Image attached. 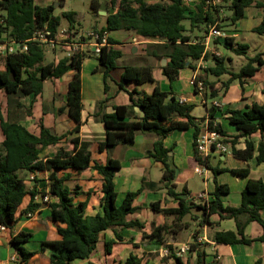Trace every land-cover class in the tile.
Instances as JSON below:
<instances>
[{"label": "trees", "instance_id": "16d2710c", "mask_svg": "<svg viewBox=\"0 0 264 264\" xmlns=\"http://www.w3.org/2000/svg\"><path fill=\"white\" fill-rule=\"evenodd\" d=\"M62 4V1L59 5ZM99 0H93L94 8L99 11ZM108 7L117 9L106 15L107 25L96 31L113 32L119 30L132 31L137 35L150 40L144 46L146 54L166 64L161 65L163 74L174 82L180 77L181 70L189 67L196 70L202 58L208 61L212 56L213 65L205 68V75L197 76L204 82L209 93L208 98H217L238 81L243 84L244 78L253 77L264 68V52H258L249 57L239 71H232L227 62L232 57L213 56L206 52L204 41L211 27L216 26L223 30L225 25L220 23L219 14L224 5H228L231 15L230 22L235 25L246 15L249 7L264 8V0H222L219 6H213L207 0H197L193 6L184 3V0H160L150 3L147 0H110ZM0 9L4 13L0 16V42L28 41V50L2 55L0 65V90L8 97V106L3 111L0 105V129L4 140L0 142V224L13 229L20 219L28 213L35 212L42 204L35 200L39 193L38 184L47 180V188L42 189L43 195L49 194L51 202L47 205L52 219L61 222L58 227L60 238L54 241H43L41 251H49L50 264H72L75 260H84L91 257L97 249L101 234L112 230L116 240L105 242L107 253H111L114 246L123 243L125 237L122 231L135 229L142 233L143 240L156 241L167 244L168 236L174 238L186 228L183 219L195 209L202 211L201 215H193L200 227L208 225L213 239L218 243L247 244L255 240L264 243V233L259 238L250 239L245 235L247 225L252 221L259 222L264 228V180L249 178L243 192L239 206L226 205L223 196L230 193L228 184L221 183L218 175L231 171L235 174L249 177V168H228L212 166L210 156H200L197 151V140L205 127L206 118H197L193 115L195 107L192 103L182 101L174 91H164L158 85L152 94L128 89L131 84L155 82L154 67L152 65H126L120 79V87L126 90L131 104L115 105L111 113L103 112L110 98L97 102L98 112L94 115L104 123L106 128L105 140L99 143L100 152L108 151L118 145L134 144L138 131L152 133L156 136L150 156L163 163L161 182L172 197L178 198L180 205L176 208H161L159 202H154L151 208L165 216H174L172 224L154 225L151 232H147L145 222L139 219H129L128 216L137 213L141 207L134 205L135 198L145 190L144 185L137 191L127 193L122 204H117L118 192L115 186V176L121 169V162L110 157L107 162L101 163L93 159L90 142L82 140L73 134L79 133L83 121V78L82 66L86 58L93 57L105 68L106 92L111 71L116 69L118 61L124 55L119 47V41L109 36V44L103 46L100 54L94 52L76 53L72 56H63L57 62H47V45L33 41L34 34L41 30H49L55 35L63 23V18L70 21L72 30L76 13L64 11L55 14L54 4L42 5L38 0H0ZM189 20L191 31L196 28L204 30L194 35L188 32L185 21ZM264 35V16L261 22L252 29ZM225 45L237 55H244L250 49L248 43H239L233 37H225ZM50 50V48H48ZM56 52V50H54ZM74 71L69 83L67 101L60 111H66L76 123L75 127L62 134L53 133L50 128L40 122V133L35 134L26 128L22 119L33 114L32 108H27L21 99L27 95L38 96L43 93L44 83L49 79H59L67 72ZM209 75L221 77L228 75L221 87L218 82L210 81ZM264 92V90H263ZM139 107L143 116L135 114ZM217 108L209 113L208 128L216 130L227 137L224 142L231 148L234 157L250 161L256 157L258 163L264 162V103L254 102L245 109L232 108L226 110L229 124L237 132L230 135L220 123L214 121ZM194 129L195 160L197 166L203 165L214 172L215 189L203 204L191 202L181 197L175 191L178 167L170 155L172 149L164 144V139L175 130ZM256 136H260L257 143ZM230 137V138H228ZM244 139L245 148H239L240 140ZM56 146L53 155L43 157L46 148ZM75 169L79 172L93 169L103 179L102 191L105 196L101 201L102 213L89 215L87 201L76 202L78 187L72 189L66 183L71 174L61 175V171ZM22 171L29 173H47V178L35 177L31 188L27 180L21 175ZM30 196L26 207L21 209L24 200ZM213 215L220 219H234L237 230H214L216 222ZM201 233L196 230L193 237ZM33 234L20 231L12 235L10 244L18 254V264H28L37 254L29 250L25 244L31 242ZM132 240V239H131ZM173 250L172 245H167ZM199 244L194 241L191 251H197L196 264H215L205 261V250L200 251ZM170 257L174 264H191L174 251ZM259 260L257 264H260ZM119 264H153L150 257H141L131 254L125 262Z\"/></svg>", "mask_w": 264, "mask_h": 264}, {"label": "crops", "instance_id": "0c3cea01", "mask_svg": "<svg viewBox=\"0 0 264 264\" xmlns=\"http://www.w3.org/2000/svg\"><path fill=\"white\" fill-rule=\"evenodd\" d=\"M109 1L110 0H104V3L108 6L107 3ZM147 1L153 3L160 0ZM100 3L101 8L103 3L101 1ZM251 8L252 7H249L247 9ZM257 9H260V12L255 13L253 18L259 17V20L261 21L264 16V8ZM116 10L117 9L113 8L109 9L108 7V13H114ZM62 12H64V10L58 11L55 9L54 11L55 14H61ZM222 33L224 34V32ZM109 36L119 41L120 44H118V46L122 47L124 50L123 57L118 61L119 66H121V63H124V66L152 65L154 67L155 82H148L140 85L131 84L128 89L133 90L136 88L140 92L152 94L155 87L158 85L164 91H174L182 101L195 105L192 112L195 117L206 118L205 127L203 128L202 133L205 132L208 126V121L210 120L209 113L212 109V100H218L222 104V108L218 109L215 114L214 121L220 123L230 135H234L237 131L230 126L228 115L225 113L226 110L232 108L245 109L254 102L261 104L264 103V68L259 70L255 76L244 78L243 84L235 81L225 93L221 92L219 97L207 99L206 95L198 93L195 86L191 83V80L195 76L203 74L202 66L203 64L207 66V61L204 60L201 65L199 62L196 70L189 67L182 69L180 77L174 82H171L163 74L162 69L158 64V60L147 55L144 49H139V44L146 43V41H148L145 37L137 35L132 31H126L122 35V39L116 37L113 32H110ZM261 37L264 38V35H261ZM220 38L214 39L213 44H216L215 41ZM51 52L54 54V60H52L54 62H57L60 58L65 56V52H63L62 56H58L57 52ZM46 61L52 62L48 60ZM1 63L2 55L0 54V65ZM119 66L111 71V77L108 79V92H106L104 78L105 68L101 66L97 60L94 61L90 58H86L84 60L82 66L84 104L82 117L84 123L80 132L73 134V136H79L82 140L90 142V150L94 160L105 163L110 157H112L121 162V169L115 176V186L118 192V205L122 204L128 192L137 191L144 185L145 190L142 191L134 201V205L140 206L141 209L137 213L129 215L128 218L139 219L142 222H145L146 230L150 233L153 224L159 225L165 223V215L160 212H156L151 208V205L154 202H159V206L161 208H176L180 205L178 198L172 197L161 182L163 176V163L150 156L156 136L152 133L138 131L134 144L118 145L111 152H100L98 149L99 143L105 140L106 128L103 122L94 117V115L99 111L97 102L105 98H110L105 108H103V112L106 113L113 112L115 105L131 104L129 93L126 90L121 89L119 84L123 73V68H120ZM73 74L74 71H69L59 79H49L44 83V90L42 94L38 96L27 95L21 99L22 103L27 108H32L33 114L24 117L21 121V123L31 132L35 134L40 133L39 125L41 121L56 134H62L75 127L76 123L69 117L68 113L66 111H60V108L66 104L68 87ZM87 75L88 79L86 78ZM184 77L188 78L190 88H186L185 84L182 83ZM221 77L209 75L208 79L210 81L218 82L221 87L223 82L219 80ZM48 82L49 86L46 88ZM174 83L178 84L174 85ZM60 92L63 93L61 98L58 97ZM0 105L3 108V111H6L8 106V97L2 90H0ZM135 114L137 116H143V112L139 107L135 108ZM65 125H67L69 129H62ZM3 140L4 135L0 129V142ZM255 140L258 143L260 136H256ZM164 144L167 148L172 149L170 155L173 157V161L179 171L176 175L175 191L177 193H181L184 189L187 190V194L181 193V195H185L184 198L187 199V204L193 202V198L201 193H205L210 198L211 192L215 189L214 172L207 167H200L199 169H201V172L196 171L198 167L195 160L196 153L194 146V129L175 130L164 139ZM238 147L245 148L244 139L240 140ZM56 150V146H51L46 148L43 154H51ZM210 164L212 166L219 167L250 169L249 177L241 176L231 171H226L218 175V180L221 183L228 184L231 189L229 194L223 196V200L226 205L239 206L241 204L242 192L249 178H260L264 180V162L258 163L256 157L250 161L238 159L234 157L230 147H228V151L225 153L211 154ZM68 173L71 174V179L67 181L66 184L70 188L74 189L76 186L72 187L70 182L75 181L78 183L76 202L87 201V213L89 215L102 213L103 208L101 201L105 196L102 191V176L93 169H88L82 172L75 169H69L67 171L60 172L61 175ZM32 174L33 173H29V179ZM47 176V173L37 174V177L40 179L47 178ZM27 184H30L31 186H29L31 188L34 186V184L30 181ZM45 187L47 188V182H39L38 191H43L42 189ZM29 200L30 196H27L21 209L26 207ZM40 204H42V207L35 211L34 218L28 219L23 217L18 221L13 229L7 228L4 231H0V249H2L5 245H8V247L11 248L10 240L14 234L20 231L32 232L31 230L39 226L43 228L46 227V235L42 237V239H37V242L40 243V245L31 248L29 247L30 242L25 244L29 250L37 251V254L28 264H50L49 251H41V243L43 241H54L59 239L60 235L57 229L59 226H63L61 222H55L52 219L51 212L47 204ZM188 215H190L191 220L193 221V213ZM262 216L264 218V209L262 210ZM169 217L174 218V216ZM186 217L183 219V225L187 227L183 230L191 229V226L195 225L194 222L192 224V222L186 220ZM212 220L217 223L214 230H237V223L234 219H220L219 215H213ZM202 229L203 230L197 238L193 237L196 230L192 233V240L190 242L182 240L179 241V236L183 233L182 230L177 234L176 238L171 236L173 242H167V244H160L151 240L149 242H145L146 240H143L141 232L135 229H125L122 231L125 241L114 246L111 253L106 252L105 242L109 240H116V238L112 230H107L101 234L97 249L91 254L90 258L75 260L72 264H119L120 262H125L131 254H136L141 257H150L151 262L154 264L155 261L159 260V255H155V253L164 250L166 245L177 246L183 243H192L194 241L199 244L198 249H200V251L205 250V261L207 263L257 264L260 260V264H264V243L262 241L255 240L251 245L218 243L213 239V230H211L208 225H205ZM263 233L264 228L257 221L250 222L245 230L246 237L250 239L259 238L263 235ZM33 239H35L34 236L32 237L31 242ZM197 251L198 250L190 251L187 255L188 258L190 257L188 261L191 264H196ZM162 255L163 254L161 253V256ZM12 257H17V260H19V256L16 251H14L11 256L5 258H2L0 251V264H18V261H12Z\"/></svg>", "mask_w": 264, "mask_h": 264}, {"label": "rangeland", "instance_id": "374dc122", "mask_svg": "<svg viewBox=\"0 0 264 264\" xmlns=\"http://www.w3.org/2000/svg\"><path fill=\"white\" fill-rule=\"evenodd\" d=\"M62 1V4H60V2ZM102 3H104V0H100ZM38 2H40L42 5H47V4H54L56 6V9L58 11L64 10V11H74L76 13V15L74 16L75 21L74 24H72V30L73 32H79V34L93 30V29H97L100 30L102 28H104L107 25V18L106 15L107 14H101L100 11L101 8L99 7V11H97L94 6H93V0H38ZM260 9H257L256 7H252L251 9H247V13L245 15V17L243 19H241L237 24L233 25L230 20L229 17L231 15V11L229 10L228 5H224L223 9L220 11L219 14V18H220V23L222 25H225L224 29L221 30L222 32H224V37L217 39L215 41L216 44L215 45V49L216 51L220 52V56L219 57H232V62H227V65L229 66V68L232 71H239L241 69V67L247 63L248 58L254 56L256 53L258 52H264V38L261 37L260 34L254 32L252 29L257 26L261 21L259 20L260 18H253V15L255 13L260 12ZM4 13V11L2 9H0V16L1 14ZM107 13H108V6H107ZM70 21L68 18H63V23L62 26L60 27L62 28H69ZM185 25L187 26V29L189 30L188 32H193L194 35L196 34H200V32H204V30H199V29H195L194 31H191V25H190V21L186 20L185 21ZM125 30H119V31H113V33H115L116 37H118L119 39H122V35L125 33ZM233 37L235 41L239 42V43H248L250 44V49L247 51L246 54L244 55H237L235 53H233L231 51L230 48H227L225 45V37ZM150 40L146 41V43H148ZM140 47L139 49H144V46L146 44L142 43L139 44ZM49 46H47V60L48 61H52L54 60V54H52V50L48 49ZM214 48V47H213ZM57 55L58 56H62L64 51V47H58L57 50ZM90 59L95 61V58L93 57H89ZM212 56L210 57V59L206 62L207 66H205L203 64L202 66V76L205 75V68L209 67L211 65H213V60H212ZM138 61V60H136ZM139 62V61H138ZM158 64L161 67V61L158 60ZM119 66V65H118ZM120 68H124V63H121V66H119ZM189 72V69H188ZM86 78L88 79V75L86 76ZM228 79V75H223L219 80L221 81H225ZM182 83L185 84L186 88L189 87V80L188 78L184 77ZM178 83H174V85H176ZM49 86V82L46 85V88ZM191 90V89H188ZM47 91V89H46ZM208 89L206 88V91L204 92V95H206ZM209 93V91H208ZM61 95H63V93L60 92ZM87 96V94H86ZM211 99V98H209ZM213 101V100H212ZM3 102V101H2ZM211 102V100H210ZM62 129H69L67 125H65ZM57 148V147H56ZM113 150V149H112ZM55 152H52L51 154H43L42 156H50L53 155ZM21 175L26 179L29 180V172H25L22 171ZM43 178V177H42ZM47 182V180H46ZM72 187H75L78 185L77 182H70ZM30 185V184H28ZM31 186V185H30ZM201 215L202 211L199 209H195L193 211V215ZM165 219V223L166 224H172V222L174 221L173 217H169V216H164ZM186 220H189L190 222L195 223L194 226H191V229H186L183 230L182 235L179 236V241H186V242H190L192 240V233L195 230H200L202 231V227H200L198 225V222H196L195 220H191L190 215H188L186 217ZM47 221V220H45ZM40 222V221H39ZM33 224V221H32ZM154 224L151 227V230L153 229ZM43 230V231H42ZM33 236L35 239H33L32 242L29 243V247L34 248L37 247L38 245H40V243H38L37 239H42V237H44L46 235V227H37L33 230H31ZM150 240H146L145 242H149ZM168 243L169 242H173V239L171 238V236H168L167 238ZM170 243V244H171ZM173 246V245H172ZM1 251V255L2 258L11 256V254L14 253V248L11 246L8 247V245H5L2 249H0ZM163 254V250L162 251H158L157 253H155V255H159V260L155 261L154 264H173L174 263V259L170 257V255H162ZM188 255V254H187ZM185 255L184 259L185 260H189L190 257L188 258V256ZM155 257V256H154ZM6 263V262H5ZM14 264V263H12Z\"/></svg>", "mask_w": 264, "mask_h": 264}, {"label": "built area", "instance_id": "2783aa9c", "mask_svg": "<svg viewBox=\"0 0 264 264\" xmlns=\"http://www.w3.org/2000/svg\"><path fill=\"white\" fill-rule=\"evenodd\" d=\"M197 0H184V3L193 6ZM207 2L213 6H219L222 4V0H207ZM224 34L216 26L211 27L209 34L207 35L204 44L206 46V52L211 53L213 56H220V52L216 51L213 44L214 39L223 37ZM33 41L40 42L49 46L50 50H57L58 47H64L65 55L72 56L76 53H85V52H94L100 54L103 46L109 44V33L96 30H90L84 33L79 34V32H73L69 28H60L58 32L53 35L49 30H41L34 34ZM28 50V41L25 42H0V54L5 55L8 53L15 52H25ZM204 58L201 59L200 65L203 64ZM191 83L195 86L198 93L204 95L206 91V86L203 81L198 80L195 76ZM206 102V101H204ZM212 108L221 109L222 104L218 100L212 101ZM217 121H215V124ZM225 137L223 134L216 130H210L206 128L204 133H201L200 137L197 140V151L200 156L209 157L213 153H225L228 151V145L225 144ZM197 172H201L200 167H205L203 165L197 166ZM39 173H33L27 183L33 182L35 177ZM209 197L205 193L196 195L193 198V202L196 204H203L208 201ZM35 200L38 203L48 204L51 202V197L49 194L43 195L39 192L35 196ZM35 216V212H30L27 214L26 218L32 219ZM7 227L0 224V231L6 230ZM192 243H183L177 246H173L171 250L167 245L163 250V255H170L174 251L179 256H185L191 251ZM12 261L17 262V257H12Z\"/></svg>", "mask_w": 264, "mask_h": 264}, {"label": "water", "instance_id": "95a60500", "mask_svg": "<svg viewBox=\"0 0 264 264\" xmlns=\"http://www.w3.org/2000/svg\"><path fill=\"white\" fill-rule=\"evenodd\" d=\"M101 10H102V11H100L101 14H107V5H106L105 3L102 4V6H101ZM162 64H163V65L166 64V59L163 60ZM58 97L61 98L62 95H61V94H58ZM212 111H213V108L211 109V112H212ZM178 172H179V171L177 170V174H178ZM181 196H182V197H185V195H181Z\"/></svg>", "mask_w": 264, "mask_h": 264}]
</instances>
